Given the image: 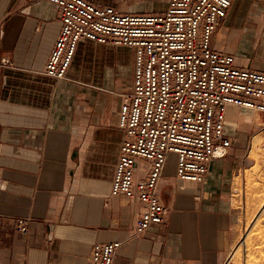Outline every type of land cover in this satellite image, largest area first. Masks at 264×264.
I'll use <instances>...</instances> for the list:
<instances>
[{
	"label": "crops",
	"instance_id": "crops-1",
	"mask_svg": "<svg viewBox=\"0 0 264 264\" xmlns=\"http://www.w3.org/2000/svg\"><path fill=\"white\" fill-rule=\"evenodd\" d=\"M122 13H164L169 0H87ZM62 23L47 0H0V264H91L95 243L122 242L115 264H231L264 112L229 106L226 157L203 183L177 177L170 154L159 197L165 223L136 233L144 206L112 194L125 132L123 94L136 51L81 40L65 79L46 74ZM212 47L264 73V0H233ZM252 135V137H251ZM150 162L136 164L146 177ZM29 219V232L17 229Z\"/></svg>",
	"mask_w": 264,
	"mask_h": 264
},
{
	"label": "built area",
	"instance_id": "built-area-1",
	"mask_svg": "<svg viewBox=\"0 0 264 264\" xmlns=\"http://www.w3.org/2000/svg\"><path fill=\"white\" fill-rule=\"evenodd\" d=\"M60 12L61 34L46 74L65 79L81 40L132 47L136 51L131 91L123 94L119 114L125 138L112 183L114 196L144 206L136 233L165 223L170 209L159 197L170 154L177 177L205 182L211 162L226 157L229 106L264 112V73L238 68L233 54L212 47L213 36L233 0H169L162 14L122 13L87 0H47ZM150 162L145 178L136 164ZM29 219L17 229L29 232ZM120 241L95 243L91 264H115Z\"/></svg>",
	"mask_w": 264,
	"mask_h": 264
},
{
	"label": "rangeland",
	"instance_id": "rangeland-1",
	"mask_svg": "<svg viewBox=\"0 0 264 264\" xmlns=\"http://www.w3.org/2000/svg\"><path fill=\"white\" fill-rule=\"evenodd\" d=\"M261 129L254 134L252 157L257 166L251 170L244 196V227L233 252L231 264H264V142ZM251 135V137H252Z\"/></svg>",
	"mask_w": 264,
	"mask_h": 264
}]
</instances>
